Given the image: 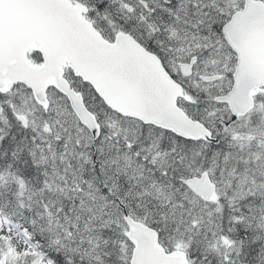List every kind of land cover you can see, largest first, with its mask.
<instances>
[{
  "label": "snow or ice",
  "instance_id": "1",
  "mask_svg": "<svg viewBox=\"0 0 264 264\" xmlns=\"http://www.w3.org/2000/svg\"><path fill=\"white\" fill-rule=\"evenodd\" d=\"M0 264H264V0H0Z\"/></svg>",
  "mask_w": 264,
  "mask_h": 264
}]
</instances>
